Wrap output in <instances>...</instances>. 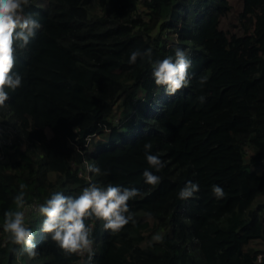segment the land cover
<instances>
[{"label": "trees", "instance_id": "16d2710c", "mask_svg": "<svg viewBox=\"0 0 264 264\" xmlns=\"http://www.w3.org/2000/svg\"><path fill=\"white\" fill-rule=\"evenodd\" d=\"M36 1L25 12L42 27L14 65L22 85L0 105V126L15 134L0 145V224L21 184L39 204L118 183L139 189L128 202L135 223L113 233L95 220L91 264H254L264 243V0ZM175 45L196 74L175 94L154 83L147 60L128 63L136 48L155 59ZM102 132L112 136L95 144ZM146 140L165 162L157 185L142 176ZM187 180L199 191L180 199ZM212 184L226 195L215 198ZM41 220L30 212L33 258H15L0 227V264H80L45 239Z\"/></svg>", "mask_w": 264, "mask_h": 264}, {"label": "clouds", "instance_id": "9594fccd", "mask_svg": "<svg viewBox=\"0 0 264 264\" xmlns=\"http://www.w3.org/2000/svg\"><path fill=\"white\" fill-rule=\"evenodd\" d=\"M28 3L29 0H0V105H4L10 93L22 85V75L14 69L16 53L26 48L42 27L37 14L25 12ZM138 58L150 63L154 83L163 86L168 94H175L177 90L188 87L196 76L192 70V59L187 50L179 45L174 46L172 54L155 59L150 48H136L130 51L128 63L136 64ZM197 79L203 85L208 77L200 75ZM198 99L203 103L206 97L201 95ZM142 147L148 164L143 169L142 176L145 183L157 185L161 177L156 173L165 167V162L159 154L152 151L150 140H146ZM88 169L92 173L106 174V170L102 173L93 164H89ZM24 187V184L19 186L20 190L13 196L15 208L4 211L0 224L7 237L5 244H11V253L17 259L25 254L29 258L39 255L35 233L29 226V214L33 210L42 217L40 228L47 234L45 239L50 238L65 252L82 257L80 264H91L95 220H103L104 228L113 233L119 232L129 222L135 223L128 203L139 192L135 187L90 182L76 195L54 191L39 204L26 202ZM198 191L199 183L187 180L177 195L180 199H187ZM211 191L217 199L226 195L219 184H212ZM163 239V234L159 232L151 236V240L155 242ZM254 264H264V250L257 252Z\"/></svg>", "mask_w": 264, "mask_h": 264}, {"label": "rangeland", "instance_id": "374dc122", "mask_svg": "<svg viewBox=\"0 0 264 264\" xmlns=\"http://www.w3.org/2000/svg\"><path fill=\"white\" fill-rule=\"evenodd\" d=\"M231 3L235 6L236 5V1H234V0H231ZM35 4L37 5V6H43V7H46L47 6V4H48V0H37L36 2H35ZM229 19L230 18H226L225 20H224V25H223V28H228L227 26V24H228V22H229ZM233 22V21H232ZM233 31H238L237 29H233ZM239 32V31H238ZM1 128H2V132H0L1 134H5L6 136H3V138L0 140V145L2 144V141H3V144H4V146H6L5 144L6 143H11V141L9 140V138L10 139H13L14 138V132H13V130L12 129H9V131H7L3 126H1ZM112 136V134L111 133H108V132H102L101 134H99V135H97L95 138H96V141H95V144H102V143H104L105 141L107 142V141H109V139H110V137ZM5 137V138H4ZM24 147V146H23ZM35 212V211H34Z\"/></svg>", "mask_w": 264, "mask_h": 264}, {"label": "crops", "instance_id": "0c3cea01", "mask_svg": "<svg viewBox=\"0 0 264 264\" xmlns=\"http://www.w3.org/2000/svg\"><path fill=\"white\" fill-rule=\"evenodd\" d=\"M262 245H264L263 242H257V247H259L260 249L264 250V248H261Z\"/></svg>", "mask_w": 264, "mask_h": 264}, {"label": "built area", "instance_id": "2783aa9c", "mask_svg": "<svg viewBox=\"0 0 264 264\" xmlns=\"http://www.w3.org/2000/svg\"><path fill=\"white\" fill-rule=\"evenodd\" d=\"M0 132H2V128H1V126H0ZM5 138V137H4ZM2 143H3V141H2ZM6 144H8V143H6Z\"/></svg>", "mask_w": 264, "mask_h": 264}]
</instances>
